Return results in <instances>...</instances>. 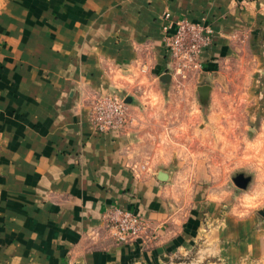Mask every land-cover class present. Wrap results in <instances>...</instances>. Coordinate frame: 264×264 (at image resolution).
<instances>
[{"label":"crops","instance_id":"1","mask_svg":"<svg viewBox=\"0 0 264 264\" xmlns=\"http://www.w3.org/2000/svg\"><path fill=\"white\" fill-rule=\"evenodd\" d=\"M180 18L214 32L186 75L163 44ZM111 94L128 122L100 132ZM244 113L264 129V0H0V264L259 259L264 219L233 215L226 174ZM113 206L149 235L119 243Z\"/></svg>","mask_w":264,"mask_h":264},{"label":"built area","instance_id":"2","mask_svg":"<svg viewBox=\"0 0 264 264\" xmlns=\"http://www.w3.org/2000/svg\"><path fill=\"white\" fill-rule=\"evenodd\" d=\"M172 25L164 26L163 44L169 53L170 66L174 74L186 75L201 67L202 51L212 44L214 32L210 25L180 18ZM91 122L100 132L123 129L128 122V106L125 98L118 94L97 96L91 103ZM105 219L114 238L126 243L149 235V222L138 213L111 207Z\"/></svg>","mask_w":264,"mask_h":264},{"label":"rangeland","instance_id":"3","mask_svg":"<svg viewBox=\"0 0 264 264\" xmlns=\"http://www.w3.org/2000/svg\"><path fill=\"white\" fill-rule=\"evenodd\" d=\"M192 72L196 71L190 73ZM238 125L240 126L238 129L228 130V148L226 149L228 154L226 174L230 189H233L232 201L237 207L232 213L244 218L254 216L262 221L264 216L259 213V210L264 209V129L257 130L252 123L251 115L247 113L238 115ZM182 141L187 142V139L184 138ZM239 175L248 179L244 187L236 184L234 180V177ZM261 233L264 235V228L261 229ZM259 250L263 253L259 259L247 257L238 262L226 264H264V244L259 247ZM205 257L197 247L192 253L181 256L177 263L219 264L221 262L211 253Z\"/></svg>","mask_w":264,"mask_h":264},{"label":"water","instance_id":"4","mask_svg":"<svg viewBox=\"0 0 264 264\" xmlns=\"http://www.w3.org/2000/svg\"><path fill=\"white\" fill-rule=\"evenodd\" d=\"M206 90V88H204V91ZM126 103H131L132 102V97L129 96L125 99ZM236 183L241 186L244 187L247 184L248 179L246 177H244L243 175H239L238 177H236ZM259 213L264 216V209L259 210Z\"/></svg>","mask_w":264,"mask_h":264}]
</instances>
